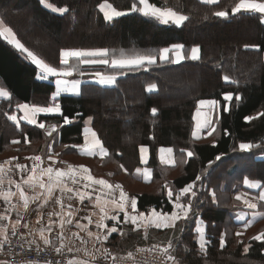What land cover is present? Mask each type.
Here are the masks:
<instances>
[{"label": "trees", "instance_id": "16d2710c", "mask_svg": "<svg viewBox=\"0 0 264 264\" xmlns=\"http://www.w3.org/2000/svg\"><path fill=\"white\" fill-rule=\"evenodd\" d=\"M56 7L67 6L66 13L46 8L40 0H0V17L29 49L49 64L60 67L62 48H108L125 52H157L163 47L179 43L188 53L190 47L199 45L200 59H185L180 63L160 62L133 70H119L114 85H100L84 81L79 94H61L57 102L63 116L70 123L64 124L62 115L39 114L38 119L59 124L56 139L62 143L82 140L81 127L85 117H91V125L97 136L109 150L108 158L124 165V173L145 186L155 188L135 191L137 205L146 209L152 205L162 211H171L173 205L167 196V183L179 191L195 181L192 197L193 213L190 219L181 221L178 231L171 236L174 247L171 254L186 264L223 263L219 255L264 263V241L249 239V251L244 252L243 241L230 252L229 239L224 248L219 246L220 226L232 221L230 211L234 206L220 203L219 191L231 193L244 177L264 183V23L259 14L241 11L231 13L237 0H220L219 4H205L202 0H149L159 7H173L189 19L182 25L167 24L139 11H129L136 0H108L125 14L107 21L99 9L103 0H49ZM30 6L29 26L24 32L38 27L47 39L56 41L55 54H46L35 44L21 36L16 25L5 16L8 11H22ZM227 10V17L214 15ZM46 39V40H47ZM259 45L260 49L245 48ZM106 72L117 71L105 67ZM37 67L23 57L18 50L0 36V87L11 94V100L0 99V150L10 140L23 139V133L39 138L42 131L36 125L21 122L17 128L4 113L12 111L19 102L48 105L53 103L54 84L36 77ZM227 75L237 83H226ZM155 83L157 90L147 91V85ZM233 93L231 101H225L223 93ZM239 95L240 100L235 96ZM201 98H213L219 102L218 117L212 135L195 139L192 136V115ZM158 109L156 115L151 109ZM227 107L229 110L225 111ZM255 117L251 121L244 118ZM215 141V143H213ZM249 142L256 147L247 151L239 149V143ZM148 147L147 165L152 169L148 182L132 175L140 165L139 146ZM170 145L175 149L174 165H163L157 159V148ZM188 148L194 156L188 157L180 149ZM129 156L130 164L125 163ZM220 160H216V156ZM187 160L184 163L183 160ZM212 161V164H209ZM181 163V165L178 163ZM180 166L172 176H165L167 169ZM200 175L201 180H196ZM216 193L213 201L211 191ZM202 218L209 236L207 253L201 254L196 243L195 221ZM264 217L259 218L254 224ZM254 226V225H253ZM251 226V227H253ZM264 232V229L262 230ZM261 233V232H260ZM114 237V236H113ZM246 243V242H245ZM207 262V263H208ZM242 262L241 264H247ZM250 264V263H248Z\"/></svg>", "mask_w": 264, "mask_h": 264}, {"label": "snow or ice", "instance_id": "6c2138e0", "mask_svg": "<svg viewBox=\"0 0 264 264\" xmlns=\"http://www.w3.org/2000/svg\"><path fill=\"white\" fill-rule=\"evenodd\" d=\"M205 4H219L220 0H202ZM41 3H46V0H41ZM46 6L58 13H66L69 11L67 6L64 7H56L52 3H46ZM99 8L101 12L104 14V18L107 21H112L117 17L124 15L125 13L117 10L108 0H103V3L99 4ZM254 12L260 15L261 22L264 23V0H237L234 6L231 8L232 14L240 13L241 11ZM129 11H139L142 12L145 16L153 17L165 24L172 22L175 25H182L185 21L189 19V17L177 10L173 7H159L153 3H150L149 0H136L133 3L132 7ZM214 15L218 17H227L229 12L227 10H220L214 13ZM0 36H3L5 39L9 40L10 43L14 44L18 49L27 54L29 58H31L32 62L36 64L41 72L38 74L40 79H47L49 75L56 76L58 79L56 80V90L52 93V101L53 103L47 106H40L36 104H17L16 108L18 110H23L24 115L19 117L13 113H4L7 118L14 123V125L19 128L21 124V120L26 121L28 124L37 125L40 129H43L48 137H53V134L57 132L58 125L52 124L46 127L44 122L38 123L37 116L41 113H58L63 116L61 105L56 102L57 98L60 96L61 92H72L79 94L80 92V81L79 80H68L64 77L71 76L73 71L78 70V66L80 64H104L111 65L114 71L110 74H105L101 72L95 73V78L100 84H108L114 85L117 82V76L123 74L119 70L128 69L133 70L135 68H141L147 65L156 64L159 60L160 62H170V63H180L185 59L198 60L200 59V46L194 45L191 47L190 51L186 54L184 45L182 44H172L168 47H164L159 49L157 52H125L124 50H115L108 48H72V49H61L60 50V65L62 67H55L47 63L44 59L40 58L34 52L30 51L26 48L20 40L16 37L15 32L11 27L4 26V21L0 19ZM245 48H254L259 50V45H245ZM70 61H73L70 63ZM226 83H237V81L231 80L227 75L223 77ZM157 90V85L155 83H149L147 85V91L153 92ZM223 98L225 101H231L233 98V93H223ZM0 99L11 100V94L0 87ZM236 100H240L241 97L239 95L235 96ZM218 101L216 100H204L201 99L198 101L197 107V117L201 115L199 105H207L210 109L215 110L218 106ZM225 111L229 110L227 107L224 108ZM158 109L153 107L151 109V113L156 115ZM257 116H264V113H258ZM255 117L246 116L244 119L247 121L253 120ZM92 118L89 117V121ZM64 124H68L71 122L68 116H63ZM214 121L205 118L203 122L197 119L196 130L192 132V136L195 139H200L201 136L198 134L199 131L203 128H210L211 130L207 133V135L211 136L212 132L215 131L213 127ZM84 140L85 143L80 146L73 145L71 147H78L80 154L88 155V156H100L106 157L109 155L108 149L104 147L103 143L97 136V133L91 129L90 127H85L84 130ZM89 135L92 137L91 141H89ZM24 142H28L27 133H23ZM12 143H20L19 140H13ZM215 143V141H213ZM65 147H69L65 145ZM256 145L252 143H240L239 149L242 151H247ZM149 151L147 146L141 145L139 148L140 158L142 161H145V154ZM180 152L187 153L188 157L194 156V152L189 149H180ZM160 162L165 165H174L176 161L173 158V148L172 147H164L161 146L158 149ZM59 153L52 152V144L48 145V154L46 159L51 161L52 163L46 167H41L44 163V159L41 155H34L32 157L26 158L32 161L31 167L29 168L25 164L16 163L15 169L20 170L21 172H27V178L22 177L21 182H16L8 176V173L12 172V169H5L4 164H0V196L9 203L11 210L17 211V219L11 225V234L13 236L17 235V228L20 225V220L23 218L22 213L17 209L16 205L11 204V197L16 195V193L12 192L11 185L14 184L16 190L19 193V199L22 201V207L26 213L36 214V209H29L30 202H37V208L41 211L37 216V223L44 218L43 208L44 205L49 202V200L53 199L54 191L59 189L60 196H56L54 198V203L60 205L61 212H48L46 215L48 217L47 224L42 226L39 229V240L33 239L29 241V246L35 245L36 250H46L49 247L54 248L56 253L63 252H80V248H74L69 244L65 243L66 237L64 235V226L65 224H72L73 220L71 217L74 213L71 211L72 204L69 203L67 205L64 204L65 197L70 201L73 197H78L81 203H84L87 199L88 201L94 202L95 205L99 207L100 217L99 220L95 221L97 229H107V225L104 223L105 219H111L112 221L119 220V213L123 212V221L122 223L130 222L132 225H135L133 231L138 228L144 227L145 232H147V228L149 226H154L157 229H174L176 227L177 221H185L187 222L193 213V205H192V197H196V192L193 190L195 187V181L188 183L183 188L176 191L171 188L167 183L164 185L167 188V196L169 200L172 201L173 210L171 213L157 211L155 208L151 209L150 213L146 215L145 212L137 211V199L135 197H129L128 194L123 190L120 184H112L108 180L104 178H95L91 175L90 169L87 166L80 165L74 166L72 164H68L66 168L54 167L53 165L57 163V157ZM15 160L17 158H10ZM216 160H220L221 157L218 155L215 158ZM184 163H187V160H183ZM9 163V161L4 162ZM209 164H212V161H209ZM124 171H127L124 168V165L121 164L119 166ZM137 173H141V169H136ZM111 175V173L109 174ZM152 175L151 169L143 170V178L148 180ZM8 179L9 187L7 190L4 189L5 178ZM196 180H201V176L197 175ZM69 182L74 186L70 187ZM243 183L247 185L249 188H260L262 189L258 196L255 198L256 202H253L252 199H248L246 193H238L235 197L237 201H242L243 204L252 210H256L259 205H264V183L260 180H251L248 177H244ZM22 185H27L29 189L33 191V195L29 196L25 188ZM82 185V186H81ZM98 186V187H97ZM37 189L39 191H37ZM115 189H119V198L112 196V192ZM111 196V204L115 206L118 210L115 215H111L109 217L108 211L105 208V205L108 203L107 197ZM211 196L213 201L216 200V193L214 190L211 191ZM41 198H43V202L40 203ZM182 200H187V203L182 202ZM130 204L131 210L135 214H130L127 205ZM9 210H5L4 213H0V221L9 219L7 212ZM264 217V213H257L253 211V218L246 221L243 225L245 229L251 226L253 220L256 216ZM57 216L60 217L59 225L60 230L56 233L54 237L46 235L45 233L53 232V225L57 223L56 220H53L52 217ZM65 216L68 217L65 220ZM88 220V223H93L90 216L84 217ZM242 219V217H241ZM196 227L195 231L198 233V239L196 243L199 246V252L201 254L207 253V245L209 241L206 239V223L205 221L197 217L195 221ZM75 226L87 233L88 237L94 238L95 241H100L101 244L103 241L108 240V237L111 233H115L118 231L116 225H113L110 229H107V234L101 235L100 233H93L88 230L87 225H82L79 223V220L75 221ZM23 227H28L27 224L23 225ZM9 228L8 225H0V249L4 247L5 244L10 243L9 239ZM124 233L121 232V235ZM20 235H23L22 233ZM225 233H221L219 246L220 248H224L226 244ZM242 232H237L236 236H242ZM72 237L81 239L82 243H87V241L83 240L82 237L79 236V232L72 233ZM251 239L264 241V232H261ZM45 246V249H41L40 243ZM58 245V246H57ZM22 247V245H21ZM153 249L160 247L159 245H153ZM174 247L173 241H167L166 246L160 248V251L166 256L168 261H171L172 264H177L176 257L170 254V249ZM86 256H91V260L94 264L96 261V257L88 252L85 248L83 249ZM99 251V249H98ZM249 251V245L244 246V252L247 253ZM129 256L132 253L128 254ZM103 258L106 260L109 258L108 249H104L102 252ZM3 264V262H0ZM67 264H90L88 260H77L75 258L69 259Z\"/></svg>", "mask_w": 264, "mask_h": 264}, {"label": "crops", "instance_id": "0c3cea01", "mask_svg": "<svg viewBox=\"0 0 264 264\" xmlns=\"http://www.w3.org/2000/svg\"><path fill=\"white\" fill-rule=\"evenodd\" d=\"M40 2H41V0H40ZM46 3H50V1L46 0ZM46 3H41V4L43 6H45L46 8H48L46 6ZM48 9H50V8H48ZM1 37L5 41H7L11 46H13L16 50H18L19 53L23 57H25L27 60H29L31 63H33L31 58H29L26 53H24L23 51L18 49L14 44L10 43L9 40L5 39L3 36H1ZM175 44H179V43H175ZM190 49H191V47H190ZM190 49L188 50V52L190 51ZM34 65L37 67L36 77L38 79H40L38 74L41 72V70L39 69V67L36 64H34ZM101 65L102 64H95V67L98 68V69H101ZM64 78L68 79V80H75V79H70L68 77H64ZM57 79H58V77L49 75L47 79H40V80L51 81L54 84V90H53V92H54L56 90V80ZM79 81H80V85L84 81H90V82H94V83L100 84L97 81L96 78L83 80V81L79 80ZM100 85H108V84H100ZM67 93H69V94H77V93H72V92H61V94H67ZM225 93H228V92H225ZM51 97H52V94H51ZM201 99H204V100H216V99H213V98H201ZM201 99H199V100H201ZM198 101H197V105H196V107L194 109V112H193L194 125H193V128H192V132L194 130H196L197 119H199L201 122H203V120L205 118H208L209 120L213 121V119L218 117V113H219L218 112L219 103H218V106H217V108L215 110L210 109L207 105H199L200 111H201V115L199 117H197ZM25 103L28 104L27 102H22L20 104H25ZM13 113H15L18 116V118L22 117L24 115L23 110H18L16 107H15ZM41 114H45V113H41ZM47 115H53V116L56 115V116H58L59 114L58 113H47ZM21 121L22 122H26L24 120H21ZM50 121L51 122H55V121H52V120H50ZM55 124H57V123H55ZM50 125H52V123L46 124V127H48ZM57 125L59 127V124H57ZM85 127H90L91 129H93V127L91 125V120L89 121V117H85V119L83 121V125L81 127L82 140L79 141V142L67 143V145L69 146V152L74 154L77 157L84 158V159H96V160L105 159V157L88 156V155L80 154V151H79L78 147H71L73 145L80 146V145H83L85 143L84 132H83ZM208 132H209L208 128H203V129H201L199 131L198 134L202 137L204 135H207ZM88 139H89V141H91L92 137L89 135ZM161 146L172 147L173 148V158L175 160L176 156H175L174 147L170 146V145H160L157 148V159L159 160V162H160V159H159L158 149ZM139 148H140V146H139ZM108 152H109V150H108ZM13 157H15L17 159H15V160L10 159V158H13ZM29 157L30 156H24V155H20V156H17V155L2 156V157H0V164H4L5 169H9V168L12 169V172L8 173V176H10L12 180H14L16 182H21V178L22 177L27 178L28 173L26 171L25 172H21L20 170L15 169L14 166H15L16 163H21V164L27 165L30 168L31 164H32V161L30 159H26V158H29ZM139 160H140V165L135 167V169L133 170L132 175L134 177L140 179L142 182H148L151 179V177L148 180H145L143 178V170L146 169V168L147 169H151V167L146 164L147 161H148V152L145 154V161L146 162L141 160L140 152H139ZM5 161H9V163L5 164L4 163ZM51 163H52L51 161H48L46 159V161H44V163L41 165V167H46V166H48ZM68 164H72L74 166L84 165V166H87L90 169V167L87 164L83 163L82 161L72 162L70 160H65V159L61 160L60 164H54L53 166L54 167H59V168H66ZM136 169H141V173L138 174ZM90 172H91V175L94 176L95 178H104V179L107 180L106 176H103L101 174L100 175L96 174L91 169H90ZM243 179L244 178H242L240 183H238L235 187L232 188L231 192H233L235 196L238 193H246L247 194L246 198L252 199L253 202H256L255 198L258 196L259 192L262 189H260V188H249L247 185H245L243 183ZM249 179L256 180V179H252V178H249ZM109 182L112 183V184H119L117 182H113L112 180L109 181ZM22 186L25 188V191H26V193L29 196L33 195V191L31 189H29L27 185H22ZM69 186L70 187H74L70 182H69ZM3 187H4L5 190H7V188L9 187L7 177L5 178V183H4ZM10 187H11L12 192L16 193V195L11 197V204L16 205L17 209L23 215V218L20 220V225L17 228V233H18L17 235H20L22 233L23 234L22 236H24L28 240H33V239L39 240V229L42 226L46 225L47 221H48V217H47L46 214L48 212H61L60 205H57V204L54 203V198L56 196H60L61 195L59 189H56L54 191L53 199L49 200V202L44 205V208H43L44 218L40 221V223H37V216H38V214L41 211L39 208H37V202H30V204H29V209L30 210L36 209V214L26 213L25 210L22 207V201H20V199H19V193L16 190L15 185L12 184ZM123 190L128 194L129 197H135L137 199V195L135 193L129 192V191H127L124 188H123ZM37 191H39V190L37 189ZM119 191H120L119 189H115L112 192V196L116 197L117 201H118V198H119ZM111 198H112L111 196L106 198L108 200V203L105 205V208L108 211L109 217L111 215H115L117 213V211H118L115 208V206L111 204ZM42 202H43V198H41L40 203H42ZM69 203L72 204L71 211L74 213V215L71 217V219L73 220V223L72 224H65V226H64V235L66 237L65 243L69 244L70 246H72L74 248H80L81 249V251H80L81 255H80V257L75 258V259H77V260H88L90 262V264H93V262L91 260V256H86L85 255V253L83 251V249H85V248L88 250V252L92 253L96 257V261L94 262V264H107L106 263L107 259L105 260L103 258V256H102V252H103V250L105 248L108 249V255L110 256L113 253L114 249L116 248V247H114V246H116L115 243L118 244L121 241H125L126 243L129 242L131 244H143V243L152 242V241L157 242L160 239H162L161 238L162 237L161 236L162 232L168 230V229H157L154 226H149L147 228V232H145L144 227L138 228L135 231H133V229L135 228V225H132L130 222L122 223L121 221H123V212H120L118 221H112L111 219H105L104 220V223L107 225V229H110L111 227H113V225H116L117 228H118V231L115 232V233H111L109 235V237H108V240L103 241V243L101 244L100 241H95L94 238L88 237L87 233L85 231H82V230L78 229L75 226V221L79 220L80 224L88 226V230L89 231H91L93 233H100L101 235L107 234V229H97V227H96L95 221L99 220V217H100L99 207L97 205H95L94 202L88 201L87 199L85 200L84 203H81L79 201L78 197H75V196L70 201L65 197L64 204L67 205ZM171 203H172V201H171ZM184 203H187V200ZM262 207L264 208V205H262ZM153 208H155V207L150 205L146 209H142V208H139V206L137 205V211L138 212H145L146 215H148V213H150L151 209H153ZM127 209H128L130 214H135V213L132 212L130 204L127 205ZM155 209L157 211H162L159 208H155ZM5 210H9L7 212V215L9 217V219L0 221V225H4V224L8 225V228H9L8 235L9 236H13L11 234V225L17 219V211L16 210H11L9 203L6 202L3 199L2 196H0V213H4ZM171 211H168V213H171ZM253 211H255L257 213H264V211H259V206H258V208L256 210H252V209L247 208L243 204V202L240 201L239 204L237 206L233 207L231 209V211H230L232 221L236 224V226L242 227L246 221H248V220L253 218ZM162 212H167V211H162ZM85 216H90L92 221H93V223L89 224L88 220H86L84 218ZM241 217H242V219H241ZM258 217H260V216L257 215L256 218L253 220L252 224L255 221L259 220ZM52 219L57 221V223L55 225H53V232L52 233H47V232L45 233L46 235H49L50 238L54 237L56 235V233L60 230V225H59L60 217L53 216ZM67 219H68V217L65 216V220H67ZM25 224H27L28 227H23V225H25ZM74 232H79V236L82 237L83 240L87 241V243L86 244L82 243L81 239L72 237V233H74ZM121 232H123L124 234L121 235ZM208 237L209 236L206 233V239L209 241ZM197 239H198V233L196 232V240ZM115 241H117V242H115ZM98 249H99V251H98ZM131 249H133V248H129L130 251H131ZM129 250H127V251H129ZM263 252H264V250H263ZM36 264H38V263H36Z\"/></svg>", "mask_w": 264, "mask_h": 264}, {"label": "rangeland", "instance_id": "374dc122", "mask_svg": "<svg viewBox=\"0 0 264 264\" xmlns=\"http://www.w3.org/2000/svg\"><path fill=\"white\" fill-rule=\"evenodd\" d=\"M101 3H103V1H101L99 4H101ZM117 10H119V9H117ZM119 11H121V10H119ZM30 15H31V10H30V6H28L25 9H23L22 11H16V10L8 11L6 13L5 17L11 23L16 25L21 36L22 37L24 36L27 39V42H29L30 44H35L37 47H39L46 54L49 53V54L54 55L55 50H56V47H55L56 41L47 39L48 35L43 30H41L38 27H35V28H33V30H31V32H24L23 31V28L29 26ZM0 19H1V17H0ZM4 25L6 27H10L9 25H7L5 23V21H4ZM20 42L22 43L21 40H20ZM23 45L26 48H28L25 44H23ZM72 48H76V47H66V48H62V49H72ZM29 50L32 51L31 49H29ZM32 52H34V51H32ZM35 54L38 55L37 53H35ZM186 54H187V52H186ZM39 57L42 58L41 56H39ZM59 58H60V55H59ZM72 62L73 61H70V63H72ZM52 66H54V65H52ZM60 67H62V65ZM105 67H111V65L102 64L101 69H98L95 67V64H80L78 66V70L73 71L72 75L68 76V78L83 81V80L95 78L96 72H101V73H105V74L112 73V72H106ZM20 103H22V102H19L17 104H20ZM17 104L13 105L12 111L9 112V114L13 113ZM28 104L31 105V104H35V103H28ZM36 105L46 106L45 104H36ZM215 119H213V121H214L213 127L215 126ZM192 120H193V125H194L193 115H192ZM37 121H38V123L44 122L45 125L48 123H52V124L56 123V122H51L50 120H46V119L45 120L44 119L39 120L38 117H37ZM193 125H192V128H193ZM208 129H209V131L211 130L210 128H208ZM41 131L43 134L41 137L38 138L36 136V133H34V135L31 138H28L27 143L24 142V137L21 140L19 138L10 140L11 144L6 142V144L1 147L2 149L0 150V157L9 156V155H17V156L24 155V156H30V157H32L34 155H41L42 158L44 159V161H46V157L48 154V145L52 144V152L53 153H59V156L57 157V163H55V164H60L61 160H64V159L70 160L72 162L82 161L83 163L87 164L94 173L106 176L107 180H109V181L112 180L113 182L119 183L124 189H126L127 191L132 192V193H134L135 191H142L145 189L150 190L152 188H155V185L145 186L144 184L133 180L129 176V174L124 173L123 170L119 169V165H118V162L116 160H113V159L108 158V157H105V159H101V160L84 159V158L77 157L74 154L69 152V147H67V148L65 147V145H67V143L59 142L56 139L57 132H55L53 134V137H48L43 129H41ZM13 140H19L20 143H12ZM244 143H249V142H244ZM186 149H188V148H186ZM185 154L187 155V153H185ZM124 159H125V163L127 165H129L130 164L129 156L127 155L126 158H124ZM179 164L181 165L180 162L178 163V165ZM163 165H165V164H163ZM179 167L180 166L165 170L164 175L165 176H172L174 173L179 171V169H180ZM110 173H111V175H109ZM235 197L236 196L234 195L233 192L225 193V192L219 191L220 203L223 206H230V207L231 206H234V207L237 206L240 201H237L235 199ZM185 201L186 200H182V202H185ZM259 211H264V208L262 207V205H259ZM261 217L262 216H260L258 218H261ZM180 224H181V221H177L176 227L174 229L170 228V229L162 232V234H161L162 239L157 241V243H166L167 244V241L170 240L171 236L174 235L178 231ZM251 226H253V227H251ZM251 226H249L247 229H245L243 226L242 227L233 226L229 223H226V224H223L220 226L219 238L221 236V233H225L226 234L225 240L229 239V241H230L229 249L227 252H230L232 249H234V247L237 243H240L242 241H243L242 242L243 247L245 245H249V243H248L249 239H251L255 235L259 234L264 229V220L262 219V220L258 221L256 223V225L253 223V224H251ZM237 232H242L243 235L240 237H237L236 236ZM115 242H117V241H115ZM153 242H155V241L147 242V243H143V244H131L129 242L126 243L125 241H121L118 244L115 243L116 246H114V247H116V248L114 249L112 254L126 253V252H128L127 250H129V248L134 249L136 246L146 245V244H150ZM197 246H198V244H197ZM198 248H199V246H198ZM133 249H131V250H133ZM216 258H218L219 261L223 262V263H214V262L212 263V262H208V261H206L205 263L206 264H241L242 262H248L250 264L254 263L251 260L248 261V259H241L237 256L236 257L230 256L229 253H225V255L224 254L219 255V257H216ZM176 262H178L180 264H186L183 261L179 260L177 257H176Z\"/></svg>", "mask_w": 264, "mask_h": 264}, {"label": "built area", "instance_id": "2783aa9c", "mask_svg": "<svg viewBox=\"0 0 264 264\" xmlns=\"http://www.w3.org/2000/svg\"><path fill=\"white\" fill-rule=\"evenodd\" d=\"M10 243L5 244L0 249V262L4 264H67L72 258L80 257V252L56 253L54 248L38 251L35 245L29 246V241L22 235L9 236ZM22 245V247H21ZM153 245H159L153 249ZM58 246V245H57ZM166 243L153 242L146 245L136 246L133 250L126 253L112 254L106 260L107 264H172L160 251ZM41 249L45 246L40 243ZM170 251V250H169ZM132 253L131 256L128 254ZM171 254V252H170ZM172 255V254H171ZM177 264H180L177 262Z\"/></svg>", "mask_w": 264, "mask_h": 264}]
</instances>
